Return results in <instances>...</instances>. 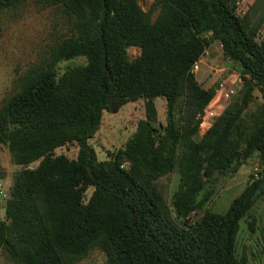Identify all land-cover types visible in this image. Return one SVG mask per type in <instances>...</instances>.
I'll return each instance as SVG.
<instances>
[{"label":"trees","instance_id":"obj_1","mask_svg":"<svg viewBox=\"0 0 264 264\" xmlns=\"http://www.w3.org/2000/svg\"><path fill=\"white\" fill-rule=\"evenodd\" d=\"M26 1L0 0V11ZM35 1L61 8L71 30L0 107V144L21 167L0 219V250L12 264H78L94 249L105 264H247L236 247L240 223L264 200V40L256 38L264 4L240 16L238 0H159L148 12L138 0ZM212 41L240 69L241 89L196 139L217 86L203 89L193 69ZM131 47L140 53L132 60ZM75 59L84 63L60 70ZM255 91L261 103L251 110ZM139 99L145 116L123 148L104 161L89 156L103 114ZM68 144L79 147L76 159L55 155ZM255 153L260 171L227 210H204L216 177ZM173 171L176 219L156 184ZM192 212H202L193 224Z\"/></svg>","mask_w":264,"mask_h":264},{"label":"rangeland","instance_id":"obj_2","mask_svg":"<svg viewBox=\"0 0 264 264\" xmlns=\"http://www.w3.org/2000/svg\"><path fill=\"white\" fill-rule=\"evenodd\" d=\"M159 0H138L143 11H150L152 5ZM264 4V0H238L236 13L243 16L250 11L256 2ZM158 9L152 14L156 18ZM257 17L253 15V19ZM71 30V20L59 7L46 6L35 0H28L23 4L0 11V107L12 96L18 86L19 78L32 66L39 64L47 55L48 50L58 40L68 36ZM258 41L264 40V23L257 32ZM139 50L128 48L130 60L139 56ZM83 59H75L59 64L60 70L66 66L83 64ZM195 79L203 89L217 86L214 98L204 110L202 121L196 139H199L222 115L224 110L236 97L241 89L240 69L235 63L227 60L217 41H212L200 61L193 69ZM227 95V96H226ZM251 110L260 103L258 91L254 92ZM157 119L161 124L166 121L165 102L155 100ZM145 116V100L125 104L116 113H104L98 130L88 141L87 147L93 151L98 161H104L108 153L122 149L125 142L135 132L139 120ZM79 147L68 144L55 150V155H63L69 159H76ZM37 163L28 168H35ZM257 154L239 166L236 172L229 170L223 176H217L213 182L214 194L204 210L224 213L230 202L237 197L250 181L251 175L260 171ZM21 167L12 164L10 154L5 145L0 144V219H4V207L9 197L10 188L15 174ZM179 175L170 172L157 179L156 184L162 193L172 216L176 215L171 209V199L177 190ZM91 190L86 192L89 197ZM202 212H192L187 220L193 224ZM183 220H178L181 223ZM251 223V224H250ZM237 252L244 254L247 264H264V200L259 199L253 206L250 217L241 221L237 236ZM106 256L98 249L90 251L78 264H105ZM0 264H12L6 254L0 250Z\"/></svg>","mask_w":264,"mask_h":264},{"label":"water","instance_id":"obj_3","mask_svg":"<svg viewBox=\"0 0 264 264\" xmlns=\"http://www.w3.org/2000/svg\"><path fill=\"white\" fill-rule=\"evenodd\" d=\"M85 150L87 151L88 155L90 156V150L87 146L85 147Z\"/></svg>","mask_w":264,"mask_h":264},{"label":"built area","instance_id":"obj_4","mask_svg":"<svg viewBox=\"0 0 264 264\" xmlns=\"http://www.w3.org/2000/svg\"><path fill=\"white\" fill-rule=\"evenodd\" d=\"M227 96V95H226Z\"/></svg>","mask_w":264,"mask_h":264}]
</instances>
